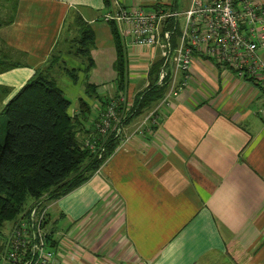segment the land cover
Listing matches in <instances>:
<instances>
[{
	"label": "crops",
	"instance_id": "1",
	"mask_svg": "<svg viewBox=\"0 0 264 264\" xmlns=\"http://www.w3.org/2000/svg\"><path fill=\"white\" fill-rule=\"evenodd\" d=\"M191 3L112 0L111 7L169 6L183 12ZM112 8L105 0H0V115L49 67L55 52L62 55V44L79 34L71 26L79 17L96 34L95 52L109 53L110 63L100 69L94 60L84 81L79 73L87 65L70 56L74 80L64 53L61 71L85 90L96 86L97 93L114 81L116 94L115 38L104 20ZM116 27L127 59L125 105L131 107L164 52L161 46L137 51ZM205 51L202 46L195 52L190 83L171 105L162 100L156 105V124L148 122L135 134L144 118L127 123L113 154L88 181L46 201L60 263L201 264L217 258L264 264V87L217 66ZM89 104L97 116L100 98Z\"/></svg>",
	"mask_w": 264,
	"mask_h": 264
},
{
	"label": "trees",
	"instance_id": "2",
	"mask_svg": "<svg viewBox=\"0 0 264 264\" xmlns=\"http://www.w3.org/2000/svg\"><path fill=\"white\" fill-rule=\"evenodd\" d=\"M105 1L107 8H111L112 0ZM77 24L80 44L77 54L86 56L90 66L96 34L80 17ZM110 24L117 53V99L124 92L127 59L118 28L115 22ZM170 26L178 30L173 22ZM163 63L162 59L153 63L149 86L137 93L131 107L125 109V103L119 105V112L125 116L124 124L153 110L166 95L172 69H167L166 78L160 82ZM67 70L77 80V70ZM86 92L88 95L97 93L96 86H87ZM99 98L100 112L91 121L93 127L112 100L105 93ZM79 104L80 113L72 115L69 111L71 101L59 86L57 77L40 71L5 106V120H0L1 222L16 220L28 198L38 201L50 192L47 200H54L81 186L113 154L119 141L115 137L102 142L97 152L82 144L76 126L90 120L92 107L83 98ZM55 244L53 241L52 245Z\"/></svg>",
	"mask_w": 264,
	"mask_h": 264
},
{
	"label": "built area",
	"instance_id": "3",
	"mask_svg": "<svg viewBox=\"0 0 264 264\" xmlns=\"http://www.w3.org/2000/svg\"><path fill=\"white\" fill-rule=\"evenodd\" d=\"M104 20L118 24L122 35L130 38L137 51L149 46L163 48L160 82L166 78L168 61L172 69L168 91L162 99L167 105L189 85L194 54L202 46H206V56L217 66L233 70L238 77L264 87V0H192L183 12L169 6L146 11L141 7L128 9L118 5L105 14ZM171 22L177 31L171 28ZM124 102L123 93L110 101L107 111L101 114L100 124L108 128L111 124L118 125L123 119L118 107ZM159 117L155 108L134 133H142V126L148 122L156 124ZM104 129L107 133L108 129ZM48 224L46 202L32 209L28 216H21L5 240L0 264H62L56 258L54 236Z\"/></svg>",
	"mask_w": 264,
	"mask_h": 264
},
{
	"label": "rangeland",
	"instance_id": "4",
	"mask_svg": "<svg viewBox=\"0 0 264 264\" xmlns=\"http://www.w3.org/2000/svg\"><path fill=\"white\" fill-rule=\"evenodd\" d=\"M71 26H73V28H76L78 30V28H77L78 24L73 23ZM78 36H79V34H77L76 32L73 33L71 35V37L69 38V40L62 44V46H64L62 55H60V52H55L53 54V56L51 57V60L49 62V67H47L44 70V72L49 73V74H51V76L58 78L59 86L64 90L66 96L71 101V106H70V112L71 113H74L75 110L80 109L78 96L83 97L86 101L91 103L92 100H96L100 95H102V92H105L112 100H115L116 99L115 97L117 95L114 93L115 89L113 90V88H115L114 81H110V83L102 85V87L98 93H92L91 95H88L86 90H85L86 85L84 86L83 84H74L68 78V74L66 73V71H64L62 73L61 70L67 65L65 63V61L63 60L62 56L64 53H65L64 55L67 56L66 53H68V56H67L68 60H66V62L69 63L68 68L71 69L72 67H74V64H72V60L70 59L71 58L70 56H74V55L80 56L83 59L82 60L83 64H85V66L87 65L86 70L80 71V73H79L80 77L84 81L87 80L86 75L89 77V72L91 70L90 68L93 66V64L89 66V63H88L89 59L86 56H83L81 54L80 55L77 54V51L80 47V44L77 42ZM95 45L96 44H94L91 47V58L93 59L94 63H95L94 60H96V63L99 64L100 69L101 68L103 69L106 63H110V56H109V53L95 52V48H94ZM170 66H171V63H170V61H168V63L166 64V67H168L170 69ZM124 108L128 109L126 107V105ZM124 108H122V109H124ZM153 110H151V111H153ZM106 111H107V108H105V110L103 111V114ZM95 112H96V109H92V113L90 116L94 117ZM150 112L145 113L140 118L145 119V117ZM120 114H121L120 117H122V118L125 117V116H122V113H120ZM0 120L4 121L5 116L0 115ZM82 122H83V120H82ZM125 125H127V124H124L123 119H121V121L118 125H112L111 124V126L109 128L102 126L100 124V121H98L96 123V126L93 127L92 124L90 123V120H89V121H86L84 124H79L78 126H76V131L78 133V137H79L80 141L82 142V144L84 146L88 147L89 149H91L92 151L97 152L99 149V146L102 144V142L105 143V141L111 137H115L118 140L120 138V135H121L120 131L123 130V127ZM104 128L108 129L107 133L103 132L105 130ZM48 196H50V192L47 193L46 196H44L43 198H41L38 201H35V200L33 201L32 198H28L26 201L24 210L20 213V215L16 218V220L5 221V222L0 221V256L5 251V248H6V245H5L6 241L5 240L7 239V237L11 233V231L17 226V223L20 221V217L21 216H23V217L28 216L30 211H32V209H34L35 207H38L39 205L44 206L45 202L47 201ZM201 264H229V262L224 261L223 259L213 258V259L205 260Z\"/></svg>",
	"mask_w": 264,
	"mask_h": 264
}]
</instances>
